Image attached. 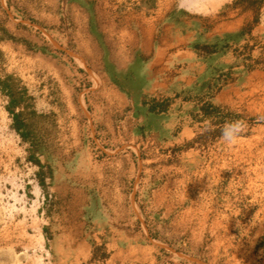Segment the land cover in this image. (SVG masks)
Here are the masks:
<instances>
[{
	"label": "rangeland",
	"instance_id": "374dc122",
	"mask_svg": "<svg viewBox=\"0 0 264 264\" xmlns=\"http://www.w3.org/2000/svg\"><path fill=\"white\" fill-rule=\"evenodd\" d=\"M7 77L0 264H264V0H0Z\"/></svg>",
	"mask_w": 264,
	"mask_h": 264
},
{
	"label": "trees",
	"instance_id": "16d2710c",
	"mask_svg": "<svg viewBox=\"0 0 264 264\" xmlns=\"http://www.w3.org/2000/svg\"><path fill=\"white\" fill-rule=\"evenodd\" d=\"M246 32L247 33L251 32L250 26L244 27L240 31L239 35L240 36L244 35ZM11 81L12 79L10 77H7L5 79L0 78V91L5 93L10 98V109L9 110L12 116L14 117L15 129L19 131L20 126L18 125V117H20L21 113H18V111H16V109L18 108V90L14 89V86L12 85Z\"/></svg>",
	"mask_w": 264,
	"mask_h": 264
},
{
	"label": "clouds",
	"instance_id": "9594fccd",
	"mask_svg": "<svg viewBox=\"0 0 264 264\" xmlns=\"http://www.w3.org/2000/svg\"><path fill=\"white\" fill-rule=\"evenodd\" d=\"M243 131V126L240 122H228L221 131L224 141L228 144L233 143Z\"/></svg>",
	"mask_w": 264,
	"mask_h": 264
}]
</instances>
